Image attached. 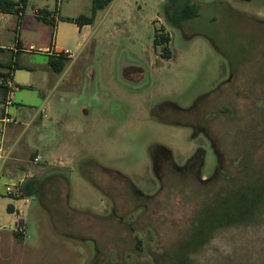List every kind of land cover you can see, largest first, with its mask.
<instances>
[{
	"label": "rangeland",
	"instance_id": "374dc122",
	"mask_svg": "<svg viewBox=\"0 0 264 264\" xmlns=\"http://www.w3.org/2000/svg\"><path fill=\"white\" fill-rule=\"evenodd\" d=\"M90 8L5 17L33 87L11 92L4 135L40 191L12 198L1 175L0 264H264V0H125L97 33L106 9L81 32L59 19ZM55 42L75 54L59 72L39 50Z\"/></svg>",
	"mask_w": 264,
	"mask_h": 264
},
{
	"label": "trees",
	"instance_id": "16d2710c",
	"mask_svg": "<svg viewBox=\"0 0 264 264\" xmlns=\"http://www.w3.org/2000/svg\"><path fill=\"white\" fill-rule=\"evenodd\" d=\"M112 0H91V8H90V13L88 15L86 14H79L78 16L75 17H68V16H61L59 19L61 21H67V22H73L77 26L81 27L82 25L85 24H92L95 15L98 10L104 9L107 7ZM26 5V0H0V7L3 12H8V13H14L17 15L18 19L21 18L22 12L24 10V7ZM37 16L45 23H51L52 26H55L56 20L51 16V12L47 10L46 8H41L37 9ZM169 42H170V36L167 33L163 32H155L154 33V39H153V44L155 47L160 46L161 49V56L165 58H169L171 55V51L169 48ZM16 48L20 51L21 47L16 45ZM4 50V48L0 47V52ZM17 50V51H18ZM49 57V64L50 66L55 70V71H61V69L64 67L66 61L69 59L66 58L63 54L61 53H48ZM23 66H21L18 62L17 59H14V57H11L8 61L3 62L0 60V78L6 79V78H11V71L15 69H21ZM15 88H30V86H22V85H16L14 84ZM14 90V89H13ZM0 94L2 95L0 97V100L3 101L6 95V86L3 84H0ZM220 172L221 175L224 174V171L221 166H218L217 168ZM260 171L252 170V175H255L259 173ZM248 177L251 176V174L247 175ZM250 182H256V178L250 177L249 178ZM249 183V181H248ZM35 180L33 178H30L26 181H24L20 187V195L18 198L26 197L29 195L37 194L40 191V188L37 186H34ZM234 195L237 194L236 191L233 192ZM228 201H230V198L228 196ZM224 198L221 197L220 202L218 203L220 207L224 206ZM10 212H12L11 206H8ZM19 234H22V231L18 230Z\"/></svg>",
	"mask_w": 264,
	"mask_h": 264
},
{
	"label": "crops",
	"instance_id": "0c3cea01",
	"mask_svg": "<svg viewBox=\"0 0 264 264\" xmlns=\"http://www.w3.org/2000/svg\"><path fill=\"white\" fill-rule=\"evenodd\" d=\"M115 2L120 3V4H124L125 3V0H112L111 3L107 7L104 8V9L108 10V12H107L105 18L103 19V22L99 23L97 25V27L95 28V30H94L95 33L99 32V28H100L101 25H103V23H106V22L109 23V22H111V21L114 20V17H118L120 15V12L119 11H112V7H114ZM26 4H27V0H26ZM25 7H26V5H25ZM25 7H24V10H25ZM104 9H101V10H104ZM24 10L22 12V16L24 15ZM101 10H98L97 11L95 17L98 15V13ZM9 14H11V13L3 12L2 9H1V7H0V47L1 48H4V50H2L0 52V60L3 61V62L8 61L11 57H14V59H17L18 55H20L21 53H25V52L28 51L26 48H23L24 46L22 45V42L20 43L19 40L14 45H5V44L2 43V41H1L2 40V34L4 33V31L6 29L13 28L12 25L14 24L12 20H8L7 23L5 22V19H6L5 17H6V15H9ZM22 16H21L20 19H18V17H17V20L15 21L16 28L17 29L19 28V30H21V31H22V21H21ZM68 17H75V16H68ZM61 22H63V21H61ZM65 22H67V21H65ZM71 23H73V22H71ZM90 25L91 24H85V25H82L81 27L77 26L78 27V31L81 32L83 29H85L87 27H90ZM55 27H56V25H55ZM56 44H57V42L54 43V47L55 48L53 50L49 49L46 46L43 47L42 49L39 48V50L40 51H45V52L51 53L54 50L60 49V48H58L59 45L57 46ZM16 45H18V46L21 47L20 51L16 48ZM30 46L32 47V44ZM19 64L21 66H23V68H21V69H15V70L11 71V76H12V80H13L14 84H16V85H22V86H30V88H32L33 85L30 84V83H28L27 81H25V78L26 77L24 75L20 74V77L18 75L19 71L21 72L22 70H28V69H26L28 67L26 65L21 64V63H19ZM62 69H64V67ZM53 71H55V70L53 69ZM57 72H59V71H57ZM51 77H52L51 74L50 75H46V78L45 79L48 81V79L51 78ZM16 88H19V87H16ZM24 88H26V87H24ZM30 88H28V89H30ZM1 96L2 95L0 94V97ZM1 104H2V101L0 100V106H1ZM18 109H20V108H18ZM1 110L2 109L0 107V111ZM19 114L24 116V114L22 113L21 110L19 111ZM46 116L47 115H46V113L44 111L40 115H38V118H36V119L34 118L35 121H37V123L40 124V127H43L44 128L45 125H47ZM8 124H10V123H8ZM10 127H12V126L10 125ZM42 132L43 131L41 129L31 130V132H30L31 138L35 141L36 140V136L37 137H40L41 139L44 136L45 137L48 136V134H44ZM4 138H5L6 144L11 148V152H10L9 158L6 160V162L2 166L1 174L2 175H6L8 177H11L15 181L23 180L24 177H28L29 176V173H28L27 170H29L30 167L27 166V165L26 166L22 165V163L20 162L21 160H19L17 156L16 157L13 156L14 155L13 154V147L8 144L5 135H4ZM34 156H35L34 157V161H36V157L38 158L37 152L35 153ZM29 177H32V176H29ZM18 224H21V219L19 220V223Z\"/></svg>",
	"mask_w": 264,
	"mask_h": 264
},
{
	"label": "built area",
	"instance_id": "2783aa9c",
	"mask_svg": "<svg viewBox=\"0 0 264 264\" xmlns=\"http://www.w3.org/2000/svg\"><path fill=\"white\" fill-rule=\"evenodd\" d=\"M51 53H54V54L61 53L69 60L75 57L74 52L70 51L69 49H57V50L52 51ZM0 84H3L6 86V95L1 104L2 110L0 112V177H1L2 166L6 162V160L9 158L10 152H11V148L5 142L4 128L6 124L14 121L12 117L8 115L7 109H8V106L13 104V101L11 99V92L13 91L15 86L11 78H6V79L0 78ZM22 183H23V180H18L13 183L4 184L3 194L8 195L12 198H17L20 195V187Z\"/></svg>",
	"mask_w": 264,
	"mask_h": 264
}]
</instances>
